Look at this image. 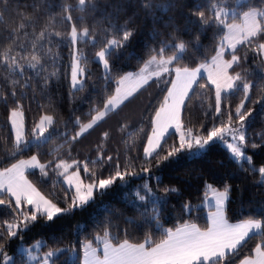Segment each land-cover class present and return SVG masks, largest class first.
<instances>
[{"label": "trees", "instance_id": "1", "mask_svg": "<svg viewBox=\"0 0 264 264\" xmlns=\"http://www.w3.org/2000/svg\"><path fill=\"white\" fill-rule=\"evenodd\" d=\"M7 3L0 28L11 30L21 22L36 21L32 27L21 30L33 34L34 38L51 22L49 30L62 32L64 38H47L52 41L47 47L51 48L53 55L42 58L43 68L39 74L37 70L28 68L25 61H21L25 64L23 77L19 72L9 77L6 68L0 65V90L10 92L11 80L16 79L17 91L26 93L21 103L24 132L28 140H32V130L42 115H52L54 118L53 125L46 133V142H42L40 148L32 147L14 159H8L4 152L13 148L14 140L7 122V108L0 103V160L7 159V163L0 164V167L19 159H28L32 155H37L41 163L53 161L46 175L37 169L28 178L45 195L54 193L55 196L51 198L62 209L72 205L73 193L69 191L65 196L67 188L62 182L60 169L55 167L61 159L67 164L75 161L68 171L78 170L88 183L92 182V172H96L99 178H108L114 174L117 163L121 171L129 166V170L134 168L137 173L136 176L128 177L126 183L117 180L105 194L97 193L87 207L60 215L48 222L49 226H45L46 217H41L26 230L18 232L14 238L7 236L6 228H0L3 233L0 236L3 254L13 257V264H24L25 261L29 264L26 253H19L17 248L20 245L28 247L39 241H43L44 246L31 250L37 258L31 264H37L46 253L57 249L65 251L53 257L50 264H82L83 243L91 241L93 247H99L96 237L103 235L108 221L111 222L108 231L116 237L114 243L124 239L130 243H144L146 238L159 242L164 229H175L185 221L196 222L204 228L206 210L203 201L206 193L208 196L212 193L208 185L216 191H223L226 185L229 187L230 199L226 201L225 214L230 223L249 218L264 221V182L258 171H252L253 167L258 169L264 165V55L252 51L247 44L237 47L235 54L241 60L229 72L232 75L239 73L245 81L253 84L242 108V112L252 110L251 116L246 117V144L243 146L252 164L247 160L233 159L220 142L209 147L206 153L197 154L191 159L181 153L176 159L161 161L159 164L157 158H150V164L145 162L143 146L151 130L150 117L166 93L163 80L157 83L153 79L134 98L109 113L78 140L71 141V137L80 128L79 124L72 122L77 117H80L81 124L90 122L91 115L102 110L104 101L114 90V81L120 75L139 71L152 55L159 52L161 42L170 45L183 42L186 45L182 59L172 67L197 68L216 54L221 38L225 35V28L215 22L202 23L196 15L198 11H204L207 19L210 15L208 8L216 4L215 10L222 8L224 11H236L235 16L225 19L226 23L239 22L250 9H264V0H94L95 6H86L84 11L79 10L78 0H7ZM145 4H151V7L146 8ZM32 5H36V8L33 9ZM64 6L72 7L74 21L83 18L77 24L78 33L88 28L97 40L96 44H92L88 38L77 42L75 51L81 57L80 67L85 70L82 80L84 86L79 91H74L71 86L73 47L67 34L72 25L61 22L62 17L67 15L62 11ZM2 9L3 5L0 4ZM111 26H126L135 34L127 47L118 50V55H112V81H109V73L96 62V52L106 39L112 38ZM2 39L0 37V41ZM25 42L30 51V40ZM259 42H264V34L253 43ZM231 54L226 53L224 59L230 60ZM169 55H172L171 49L164 54L165 58ZM45 77H50L46 84ZM205 80L204 77L200 83H205ZM25 83L29 86L20 87ZM190 95L187 107L182 112L185 128H192L194 132L199 130L206 136L207 130L214 124L227 121L229 112L233 116L232 126L238 127L235 108L243 99L242 84L236 91L223 97L224 115L220 117L214 116L215 90L211 85L203 89L194 86ZM202 124L204 128H201ZM104 133L108 134L107 137ZM253 144L257 146L253 147ZM171 145L178 146V136L167 138L160 155H166ZM98 154L102 159H97ZM108 156L112 157L111 161L105 159ZM85 164L89 168L88 173L84 172ZM142 167H148L150 171L145 173ZM145 184L148 188L144 187ZM165 188H175L177 191L166 194ZM137 193L144 196V200H140ZM186 204L192 206L190 214L184 208ZM10 213L11 209L0 205V224L13 220ZM20 219L22 217L15 222L19 223ZM258 242L259 239L254 237L229 264H240L241 259L251 255V250ZM0 264H3V255H0Z\"/></svg>", "mask_w": 264, "mask_h": 264}, {"label": "snow or ice", "instance_id": "2", "mask_svg": "<svg viewBox=\"0 0 264 264\" xmlns=\"http://www.w3.org/2000/svg\"><path fill=\"white\" fill-rule=\"evenodd\" d=\"M3 9L0 10V23L3 22L4 12L7 11V0H0ZM94 7V0H78L80 11H84L86 6ZM33 9L36 5H32ZM146 8H150L151 4H145ZM217 8L216 4H212L208 8L210 15L205 19V12L198 11L196 15L202 23L210 24L212 22L223 25L227 29L225 35L221 38V43L216 49V55L212 57L210 63H202L197 68H189L187 66H175L182 59L186 45L183 42L167 44L161 42L159 52L152 55L146 62L147 65L155 64L157 70L148 74H144L142 69L140 73L129 72L120 75L115 81L114 90L107 96L104 101L103 109L96 111L95 115H91L88 123L81 124L80 117L72 123L79 124V131L71 137V141L75 142L82 134L92 129L98 122L102 121L109 113L115 112L125 102L130 101L134 96L146 86L150 81L163 80L166 85V93L163 96L159 107L155 109L154 114L150 117L151 130L147 133V140L143 146V154L145 162L151 163L150 158H157L158 164L161 161L176 159L181 153H185L186 157L191 159L197 154L206 153L207 149L217 142H226L227 149L231 156L239 160H247L252 164L251 157H247L242 150L246 144V117L251 116V109L242 112L245 101L248 100L250 89L253 87L251 81H245L241 74H230L229 70L233 65L240 63L241 57L236 55L238 44H247L251 50L264 55V42L253 43L257 37L264 34V11L250 9L243 14V22L241 24L226 23L225 17L227 13L224 9ZM64 15L61 22H67L72 25L71 31L67 34V38L73 47L72 63H71V86L74 91L82 90L84 69L80 67L81 57L76 54V45L78 41L85 38L96 44L97 40L89 33L88 28H83L79 33L77 24L82 22L74 21L71 14L73 9L71 6L62 8ZM19 14V13H17ZM36 21L21 22L18 26L11 30L0 28V65H3L11 77L12 74L19 72L23 77L25 64L33 70H37V74L42 70V58L53 55L51 48L47 47L52 41L48 37L64 38V34L60 31H50L51 22L40 31L38 36L32 38L31 33L21 30L35 25ZM112 27V38H108L103 42L102 47L96 52V58L99 64L103 66L106 73H109L108 80L112 81L110 74V59L113 54L118 55V50L127 47L128 43L134 36V31L126 26L117 28ZM107 36V33L105 34ZM31 43L29 51L28 43ZM7 45L6 47L4 45ZM225 45L232 50L231 59L225 60ZM172 50V55L165 58L164 54L168 50ZM155 52V50H153ZM159 56V59L157 57ZM54 75V74H53ZM205 83H200L204 79ZM50 77H45V84ZM242 84L243 99L240 105L235 108V114L238 118V127H233V116L231 112L227 114V121L221 122L219 125L214 124L207 130L206 136L199 130L185 128L182 120V112L187 107V100L191 98L194 86L203 89L211 85L215 89V117L224 115L222 112V99L225 95L236 91ZM11 91L0 90V103L7 108V122L11 125V134L14 135V146L11 150L5 151L4 156L8 159H14L18 154L28 151L30 148H40L42 142H46L45 134L49 130V126L53 125L54 118L52 115H42L39 122L32 130V140L26 138L24 132V121L22 111V100L26 93L17 91V80H11ZM27 83L20 87H28ZM259 102V101H258ZM9 104L11 106L9 107ZM204 128V125H201ZM231 134L233 142H227L226 137ZM107 133L104 136L107 137ZM171 135L178 136V146L171 145L167 150V154L160 155V151L164 149L167 138ZM264 138V137H262ZM257 145L253 144V147ZM98 160L102 157L98 154ZM108 161L112 160L111 156L106 157ZM7 163V159L0 160V164ZM53 161L41 163L37 155H32L28 159H19L14 163H8V166L0 167V205L11 209L12 221H4L0 224V228H6L7 236L14 238L18 232L26 230L27 227L36 222L41 217H46L45 226H49L48 222L53 221L60 215L74 213L77 209H84L89 203L95 199L97 193L103 195L117 180L122 183L127 182V178L136 176L134 168L129 170V166L124 171L120 170V164L117 163L116 171L108 178H99L96 172H92V182L85 184L79 175V171H73L69 174V169L76 163L67 164L64 160H59L55 164L57 170L63 168L61 175L68 185L65 190V196L72 188L75 189L72 197V205L69 208L62 209L54 202V193L45 195L37 185L28 177L33 170H39L46 175V170L52 166ZM95 163V162H94ZM142 171L148 173V167H142ZM253 172L258 171L262 182H264V165L258 169L252 168ZM84 172L88 173L87 164L84 166ZM148 188V185H144ZM208 187L212 191L211 199H208V193L205 194V203L208 206V212L205 218L206 226L201 228L198 223L185 221L183 224L175 227V229H164L161 233L159 242H153L150 238H146L144 243H130L128 239L122 242L114 243L115 236H111L108 227L111 222H107L103 235L96 237V243L99 247H93V242L86 241L82 245L83 262L82 264H229V262L239 253L244 251L249 241L254 237L259 239L255 247L251 250V255L245 256L240 260V264H264V221L261 219H245L237 223H230L226 217V201L229 197V187L226 185L223 191H216ZM177 191L175 188H165L164 192ZM140 200H144V196H139ZM14 201V203H13ZM188 214L191 213L192 206L184 205ZM106 210V209H105ZM264 211V209H262ZM22 217L19 223L17 218ZM131 223V221H126ZM158 227H160L158 225ZM79 229L80 226L77 225ZM0 232V236H2ZM44 246L43 241L37 242L34 248ZM65 249H57L49 251L44 255L42 260L37 264H50L53 257L58 256ZM27 260H37L32 255V251L25 249ZM0 255H3V264H13V257L3 254V245H0ZM26 264V261L24 262Z\"/></svg>", "mask_w": 264, "mask_h": 264}, {"label": "rangeland", "instance_id": "3", "mask_svg": "<svg viewBox=\"0 0 264 264\" xmlns=\"http://www.w3.org/2000/svg\"><path fill=\"white\" fill-rule=\"evenodd\" d=\"M260 11H264V9H262V10H260ZM226 13H227V16L225 17V19H227L228 17H233V16H235V14H236V11L235 10H228V11H225ZM243 22V15H242V17H241V20L239 21V22H235V23H237V24H241ZM233 23V22H232ZM226 31H227V29H225V33H226ZM239 45H241V44H238L237 45V47L239 46ZM232 53V50L231 49H229L228 47H227V45H225V52H224V57H225V55H226V53ZM224 57H223V59H224ZM211 62V60L208 62V63H210ZM143 70H145V69H143ZM213 87V86H212ZM214 88V87H213ZM215 90V89H214ZM39 122V121H38ZM52 126V125H51ZM51 126H49V128H51ZM45 136H46V134H45ZM13 137H14V135H13ZM226 140H227V142H233L232 141V139H231V134L229 133L228 135H227V137H226ZM221 143V145H222V147H224L228 152H229V150L227 149V145H226V142H220ZM242 150L244 151V148L242 147ZM244 153H245V151H244ZM229 154H230V152H229ZM245 155L248 157V155L245 153ZM230 156H231V154H230ZM232 157V156H231ZM233 158V157H232ZM234 159V158H233ZM243 160V159H242ZM237 161V160H236ZM239 161H241V160H239ZM60 171H61V173L63 172V168H61L60 169ZM71 172H69V174H70ZM79 175H80V173H79ZM62 182H63V184H64V186L68 189V185L65 183V181H64V176L62 175ZM80 179L85 183V184H87L88 182H86L83 178H82V176L80 175ZM71 192L73 193V195H74V192H75V189L74 188H72L71 189ZM37 244V242H35L33 245H31V246H28V247H24L23 245H20V246H18V248H17V250H18V252L19 253H26L25 252V249H27V250H29V251H31L32 249H35V250H37L38 248H34V246ZM10 257V256H9ZM32 261L33 260H28V263L29 264H31L32 263Z\"/></svg>", "mask_w": 264, "mask_h": 264}, {"label": "crops", "instance_id": "4", "mask_svg": "<svg viewBox=\"0 0 264 264\" xmlns=\"http://www.w3.org/2000/svg\"><path fill=\"white\" fill-rule=\"evenodd\" d=\"M229 53V52H228ZM216 55V54H215ZM214 55V56H215ZM212 59V58H211ZM210 59V60H211ZM209 60V61H210ZM208 61V62H209ZM207 62V63H208ZM142 69H145L144 70V74H148V73H150V72H152V71H155V70H157V68H156V65L155 64H152V65H147V64H145L139 71H137L136 73H140L141 72V70ZM205 78H206V75H205ZM103 109V108H102ZM101 122V121H100ZM99 123V122H98ZM96 126V125H95ZM10 128H11V125H10ZM91 130V129H90ZM87 133V132H86ZM86 133H84V134H86ZM84 134H82V136L84 135ZM13 140H14V137H13ZM143 156H144V154H143ZM33 171H35V170H33ZM211 196H212V193L208 196V199L210 200L211 199ZM203 207L205 208V210H206V215H207V212H208V206H207V204L205 203V200L203 201ZM82 262H83V258H82Z\"/></svg>", "mask_w": 264, "mask_h": 264}]
</instances>
